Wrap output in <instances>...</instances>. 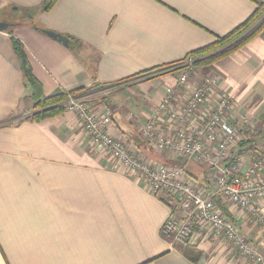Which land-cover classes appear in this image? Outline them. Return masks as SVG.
Segmentation results:
<instances>
[{"label":"crops","instance_id":"1","mask_svg":"<svg viewBox=\"0 0 264 264\" xmlns=\"http://www.w3.org/2000/svg\"><path fill=\"white\" fill-rule=\"evenodd\" d=\"M42 1L0 0L8 23L0 30V264H250L227 241L185 245L164 235L170 207L92 147L74 114L35 119L12 38L24 45L43 97L66 92L109 110L114 135L165 163L171 159L143 141L141 128L164 87L177 86V66L245 22L256 0H57L50 10ZM47 31L74 38V47ZM208 73L234 99L235 119L258 131L233 152L246 168L252 146L264 148V29L197 65L190 85ZM200 167L207 185L209 168ZM228 213L264 252L261 226Z\"/></svg>","mask_w":264,"mask_h":264},{"label":"built area","instance_id":"2","mask_svg":"<svg viewBox=\"0 0 264 264\" xmlns=\"http://www.w3.org/2000/svg\"><path fill=\"white\" fill-rule=\"evenodd\" d=\"M195 60L189 55L177 66V86L164 87L141 128V136L164 158L209 168L207 185L191 178L187 165H167L133 151L126 140L111 132L109 110L98 109L74 94L67 96L64 109L77 117L92 147L148 185L170 207L162 232L173 242L227 241L250 264H264V252L246 238L228 213L239 211L264 231V206L260 203L264 199V148L252 146L246 168L242 161L234 160L235 147L258 131L248 118L235 119L236 103L220 88L216 73L205 74L190 85ZM181 90L183 98L179 96ZM177 213L182 216L178 218Z\"/></svg>","mask_w":264,"mask_h":264},{"label":"trees","instance_id":"3","mask_svg":"<svg viewBox=\"0 0 264 264\" xmlns=\"http://www.w3.org/2000/svg\"><path fill=\"white\" fill-rule=\"evenodd\" d=\"M57 0H43L41 3L42 10H50ZM257 8L254 13L242 24L232 30L230 33L223 37H218L214 43L198 49L192 53L196 58L195 65L210 64L232 52L242 48L249 40L254 38L264 29V0H256ZM69 46L73 48L74 38L69 37ZM14 47L20 55L22 67L26 80L32 88V98L35 102L34 108L37 110L32 116L35 119L52 117L64 111L63 103L69 95L66 92L56 94L51 97H43L42 86L38 79L34 76L30 61L24 49L22 42L13 37ZM200 56L201 58H198ZM76 92V91H75ZM262 121L264 124V112L262 114ZM172 162L164 164L172 166L187 165V174L194 179L200 181L198 174L204 172V169L195 163L186 162L183 159L171 160ZM179 161L180 165H173L172 163Z\"/></svg>","mask_w":264,"mask_h":264},{"label":"water","instance_id":"4","mask_svg":"<svg viewBox=\"0 0 264 264\" xmlns=\"http://www.w3.org/2000/svg\"><path fill=\"white\" fill-rule=\"evenodd\" d=\"M8 27V23L6 21H2L0 20V30H4ZM48 33H50L53 36H56L57 38L60 39V41H62L63 43L67 44L69 42V39L61 34H56L53 33L51 31H47Z\"/></svg>","mask_w":264,"mask_h":264},{"label":"rangeland","instance_id":"5","mask_svg":"<svg viewBox=\"0 0 264 264\" xmlns=\"http://www.w3.org/2000/svg\"><path fill=\"white\" fill-rule=\"evenodd\" d=\"M17 15H19V14H17ZM18 17H20V16H18ZM171 75L176 76L175 73H171ZM64 110H65V109H64ZM166 162L170 164V162H172V161L167 160ZM172 164H173V165H180V164H179V161H176V162H174V163H172Z\"/></svg>","mask_w":264,"mask_h":264}]
</instances>
